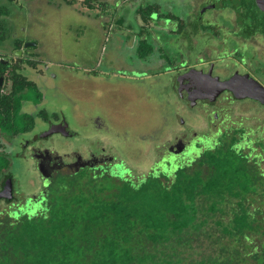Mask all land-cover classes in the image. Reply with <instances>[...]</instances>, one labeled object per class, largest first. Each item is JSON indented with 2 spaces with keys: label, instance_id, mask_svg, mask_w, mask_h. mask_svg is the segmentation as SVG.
<instances>
[{
  "label": "rangeland",
  "instance_id": "rangeland-1",
  "mask_svg": "<svg viewBox=\"0 0 264 264\" xmlns=\"http://www.w3.org/2000/svg\"><path fill=\"white\" fill-rule=\"evenodd\" d=\"M69 3L67 6L63 0H0V5L10 11L12 37L18 38L22 47L34 44L22 51L23 58L26 55V58L32 57L34 65L24 63L19 72L36 82L43 101L35 105V95L31 94L32 101L24 102L22 111L35 114L44 109L49 121L64 120L69 130L75 133L72 139L53 136L46 142L40 141L47 144L48 149L60 155L71 151L84 155L104 148L108 155L123 160L131 172L132 181L137 182V178L151 173L170 144L169 126L176 121L175 109L186 123L196 121L191 125L194 132L199 133L204 126L196 116L201 113L199 107L187 108L183 101H177L170 75L160 72L153 76L149 72L158 67L167 68L168 62H188L197 55L195 50L198 52L200 46L189 48L194 45L198 33H191L190 28L194 21V0H69ZM222 6L219 12L205 16L202 23L205 24L207 17V23L214 27L233 24L236 20L232 11L235 4L227 5L229 9ZM185 25L187 31L178 34L177 30ZM141 30L146 36L143 48L140 47L143 49L141 55L156 57L152 68L148 66L151 69L143 71L150 73L149 77L133 72L137 70L132 61L140 56L134 36ZM204 34L210 35V32ZM219 34L229 36L223 32ZM12 40L0 47V59L11 63L14 62ZM208 41L218 39L211 36ZM249 46L246 48L248 52L254 45ZM217 50L220 51V46ZM257 50L249 53L250 57L259 54ZM157 57H165L164 63ZM250 57L243 55L240 61L249 66ZM253 58L264 62L261 57ZM8 76H4V81ZM142 87L147 88V96H141L139 88ZM8 88L9 82H6L3 89ZM233 111L240 113L237 107H233ZM244 111L243 115L253 114L260 122L264 121L263 108L256 112L245 107ZM98 120L103 126L102 132L96 127ZM45 128L41 126L38 131H45ZM1 148L5 152L12 150L5 143ZM260 167L264 170L263 165ZM117 170L119 175L116 176L121 179L128 174L121 168ZM162 172L169 173L167 169ZM9 173L14 180L16 202L19 197L38 193L40 181L29 157L13 156ZM154 174L158 173L154 171ZM8 206L5 201H0V213H4ZM251 239L258 242L254 236ZM221 241L228 243L224 236ZM203 245L204 254L220 251L216 243H200V247ZM250 250L252 252L253 248Z\"/></svg>",
  "mask_w": 264,
  "mask_h": 264
},
{
  "label": "trees",
  "instance_id": "trees-1",
  "mask_svg": "<svg viewBox=\"0 0 264 264\" xmlns=\"http://www.w3.org/2000/svg\"><path fill=\"white\" fill-rule=\"evenodd\" d=\"M9 19L0 5V47L13 39L17 51L21 41L12 37ZM7 67L0 62V76ZM9 76L10 90L0 88V142L31 131L34 117L21 114L22 101L31 94L41 101L16 68ZM224 154L204 151L193 163L137 183L109 172L58 175L36 208L0 213V264H264V249L252 255L254 263H243L241 252L221 241L264 232L247 207L255 193L242 188L237 159ZM10 165L0 152V175ZM204 242L216 243L220 253L204 254Z\"/></svg>",
  "mask_w": 264,
  "mask_h": 264
},
{
  "label": "flooded vegetation",
  "instance_id": "flooded-vegetation-1",
  "mask_svg": "<svg viewBox=\"0 0 264 264\" xmlns=\"http://www.w3.org/2000/svg\"><path fill=\"white\" fill-rule=\"evenodd\" d=\"M63 1L67 6L70 4L68 3L69 0ZM230 3L236 6L232 9L233 15H236V20L233 24L214 27L207 23V17L205 18V24L202 23L205 16L209 17L212 12H219L222 9L220 8L221 5H224L222 6L224 9H229L226 6ZM192 11L194 12V21L190 26L191 33H198L196 37L193 36L196 39V44L194 43L189 48H195V45L200 46L198 47V52L195 50L197 55H194L188 62L183 60L173 63L168 62L167 68L162 70V68L158 67L156 71L153 69L149 70V72L151 71L153 76L158 75L160 72H163V75H170L172 90L177 101H183L187 108L199 107L201 113L196 116L200 118L204 126L199 133L194 132L191 125L196 123V121L190 124L186 123L180 118L179 110L175 109L173 114L176 121L169 126L170 138L172 137L170 139L171 142L159 157V161L155 163V168L151 173L154 171L161 173L162 169L169 171L176 165L193 163L204 151L214 152L216 149L221 148L225 153V157L237 159L238 166L242 171V188L249 189L251 193H255L251 196L253 201L249 200L247 207L251 211L257 212L254 223L264 225V170L260 167L263 165L264 168V121L260 122L253 114H250L252 116L243 115L245 114V107L249 111L255 110L256 112L261 108L264 109V91L258 89L262 87L264 90V62H259L256 60L258 58H253L254 56L261 57L262 61H264V0H194ZM185 28L186 25L181 26L177 33L181 34L183 32L184 34L187 31ZM208 32H210V35L204 34ZM219 32L229 34V36L220 35ZM173 33H176V30ZM135 34L134 37L137 38L136 47L140 48L145 43V32L141 30ZM211 36L218 39V41L209 42L208 38ZM190 42H187V44L189 45ZM211 44L215 46V49L209 46ZM249 44L250 46L254 45L250 52L246 51ZM219 46L220 51L217 50ZM28 47L32 46L22 47L21 43L20 50L11 52L14 57L13 63L0 59L3 65L8 66L3 76H0L1 92L10 90V76H8L7 81H4V76L9 75L13 68H16V72L25 77L24 74L19 72L20 65L24 63L34 65L32 57L26 58L28 56L26 55L23 58V48ZM256 49H258L257 52L259 54L254 53L250 57L249 53H253ZM13 52H20L21 57L13 55ZM243 55L247 58L250 57L249 66L240 61ZM155 58L136 56L135 61H132V65L137 70L133 71L134 74L139 76L146 74L149 77L151 72L144 73L143 71L145 68H149L148 66L152 68ZM163 59L158 58L164 63ZM27 80L32 81L37 87L36 82L31 79ZM228 81H230V84L227 88L217 91V82ZM6 82H9V88L4 90ZM140 86L143 85L140 84ZM142 88H139L141 96H147V91L145 90L147 88ZM37 90L41 95V101L34 103L35 105L42 104L43 101V95L38 87ZM203 95L206 96V99H195L193 104L189 100V97ZM249 96H255V98ZM30 101L32 100H23L22 106L24 102ZM22 106L20 109L21 114L34 117L33 128L26 133L6 137L5 139L2 136L0 143L8 144L12 152H5L1 148L2 146L0 147V152L6 153L11 160L13 156L20 158L29 157L40 181V189L37 194L19 197L20 200L16 202V191L13 187L14 180L9 173V167L6 172L0 175V192L3 190L7 180H10L12 185L11 198L7 200L0 197V201H5L9 204L6 211L13 213L15 210L36 208L45 197L49 185L58 175H74L80 171H89L92 174L109 172L110 175L114 173L116 176L119 171L117 168H121L122 171L128 172V174H124L127 176V178L123 177L124 181L133 183L131 172L123 160L116 156L108 155L104 148H100L97 153L88 152L84 155H80L76 151L60 155L56 151L48 149L46 147L47 144L44 145L40 141L46 142L53 136H63L66 139H72L75 133L69 130L68 124L64 120L49 121L46 110L42 109L35 114H29L22 111ZM233 107H237L240 113L236 114L233 111ZM42 111L44 115H39ZM196 116L194 117L195 119ZM63 125H66L64 130L60 127ZM41 126L46 127L45 131H38ZM55 126H59L56 127L58 132L46 135ZM96 127L102 132L103 126L99 124V120L96 121ZM22 138L23 140H21ZM18 147L20 151H13ZM159 169L161 170L159 171ZM41 171L45 174V179ZM245 174L253 177V179L247 181ZM141 179L137 178L136 181L138 182ZM252 236L258 241L257 243L254 242V239H251ZM224 237L228 239V243L224 244L226 247H235L241 252L243 263L244 258L247 263H254L252 255L254 256L255 253H260L264 249V232L249 233L242 237ZM229 241L232 243H229ZM251 248H253L252 252H250Z\"/></svg>",
  "mask_w": 264,
  "mask_h": 264
},
{
  "label": "water",
  "instance_id": "water-1",
  "mask_svg": "<svg viewBox=\"0 0 264 264\" xmlns=\"http://www.w3.org/2000/svg\"><path fill=\"white\" fill-rule=\"evenodd\" d=\"M33 45H34L33 43H30V44H26L25 47H27V46H33ZM20 54H21L20 52H15V56H20ZM229 84H230V81H228V82H217V84H216V87H218L217 88L218 89L217 91H220L222 89L227 88ZM258 89H260V91L261 90L264 91L262 89V87H259ZM245 97H247V96H245ZM249 97L255 98V96H249ZM195 99H206V96L203 95V96H199V97H197V96L196 97H194V96L189 97V100H191L192 104L195 101ZM56 127H59V126H55V128L53 127V129L51 128L46 133V135H51L53 133H57L58 131L56 130ZM60 127L62 128V130H64L66 128V125H63V126H60ZM41 173H42L43 178L45 179L46 176L43 173V171H41ZM11 192H12L11 181L10 180H7L5 182V184H4L3 190L0 192V197L9 200L11 198Z\"/></svg>",
  "mask_w": 264,
  "mask_h": 264
}]
</instances>
